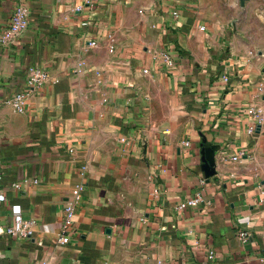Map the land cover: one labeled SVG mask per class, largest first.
<instances>
[{
  "label": "crops",
  "instance_id": "crops-1",
  "mask_svg": "<svg viewBox=\"0 0 264 264\" xmlns=\"http://www.w3.org/2000/svg\"><path fill=\"white\" fill-rule=\"evenodd\" d=\"M18 4L27 29L0 45V229L15 211L36 226L0 236V264H264V54L201 32L191 0H0V34ZM29 67L48 79L16 112Z\"/></svg>",
  "mask_w": 264,
  "mask_h": 264
},
{
  "label": "built area",
  "instance_id": "built-area-1",
  "mask_svg": "<svg viewBox=\"0 0 264 264\" xmlns=\"http://www.w3.org/2000/svg\"><path fill=\"white\" fill-rule=\"evenodd\" d=\"M92 0H86V4H90ZM76 10H81L78 7ZM172 16L176 18L178 16L177 11L172 12ZM28 13L23 8L21 4H18L10 17L9 24L5 30L0 34V45L7 47L11 44H15L19 37L26 31L28 26ZM83 23L82 25H86ZM201 32L206 30L205 26L201 25L198 28ZM93 44V43H92ZM109 52H113V47L109 48ZM160 59L166 67H173L174 60L167 52L160 53ZM143 72H147L144 70ZM48 79V73L39 68L29 67L26 73V86L27 92H20L14 95L7 101V104L16 112H24L26 110V100L27 93L39 89L43 86L45 81ZM224 82L228 81V76H222ZM251 114L254 116V119L258 124L264 123V113L262 110L255 107L250 109ZM118 143L121 146H128L129 142L127 137H121L118 140ZM188 146V143L185 144ZM242 153L237 156L232 157V161H238ZM1 179V177H0ZM35 182V181H33ZM23 183H29V181H23ZM199 199L190 200L186 203L180 204L178 206L179 210L184 209L187 206H194L198 203ZM5 202V196L0 192V203ZM80 202L79 195L74 196L71 200L67 201L62 207V223L60 236L57 240L58 244L64 245L69 242V231L74 219L76 216V207ZM36 226V221L33 218H24L18 211H15L12 218V224L2 227L0 229V236L5 235L10 238L19 239V240H28L32 237L34 233V228ZM238 238L242 244H244L248 239V234L246 232H240ZM207 258L211 261L214 258L212 251H209ZM264 261V259H263Z\"/></svg>",
  "mask_w": 264,
  "mask_h": 264
},
{
  "label": "rangeland",
  "instance_id": "rangeland-1",
  "mask_svg": "<svg viewBox=\"0 0 264 264\" xmlns=\"http://www.w3.org/2000/svg\"><path fill=\"white\" fill-rule=\"evenodd\" d=\"M202 25L215 28L237 48L264 54V0H191ZM205 22V23H203Z\"/></svg>",
  "mask_w": 264,
  "mask_h": 264
},
{
  "label": "water",
  "instance_id": "water-1",
  "mask_svg": "<svg viewBox=\"0 0 264 264\" xmlns=\"http://www.w3.org/2000/svg\"><path fill=\"white\" fill-rule=\"evenodd\" d=\"M206 171L210 173V171H209V169H208V168H206Z\"/></svg>",
  "mask_w": 264,
  "mask_h": 264
}]
</instances>
